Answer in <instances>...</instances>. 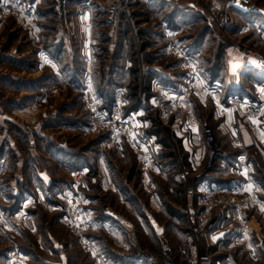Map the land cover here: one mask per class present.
I'll use <instances>...</instances> for the list:
<instances>
[{
    "label": "rangeland",
    "instance_id": "374dc122",
    "mask_svg": "<svg viewBox=\"0 0 264 264\" xmlns=\"http://www.w3.org/2000/svg\"><path fill=\"white\" fill-rule=\"evenodd\" d=\"M53 1L0 0V140L1 134L5 133V126H7L6 133L14 138L19 135V142L22 143L21 147L27 154H30L31 151L26 150L27 144H25L24 140V143L21 140L23 136H21L19 131L20 124L16 123V121L22 120L24 126L26 125V127H23V130L26 131L25 134L30 135L31 131L37 130L41 135L45 136L43 138L51 139V144L54 146H66L75 152L100 151L109 153L108 157L105 158V162L107 163V168L115 174V178L113 177L112 180H117L121 187L125 184L126 187H123L125 189V198L128 197L130 200L135 201L136 206L139 208L137 216L124 213L126 222L129 221L130 226L134 227L133 230L137 233L134 251L141 247L162 258L163 247L165 243H168L173 249L178 262L187 264V240L193 232V224L183 210L187 208L190 201H193L194 204L197 201L196 197L191 199L187 195V190L192 184H195L200 172L213 174V178L209 183H214L213 181L216 180L218 186L225 187L226 181L221 177L224 174L221 166L222 162L220 163L226 147L222 134L216 131L212 121L205 117L201 123L203 141L197 145L201 153L190 158L176 133H171L172 131L169 128L174 121L173 116L176 112L165 111L167 113L166 120L162 121L165 125L158 119L156 120V116L153 117L155 119L152 118V125L154 124L161 130V133L157 134L156 143L163 158L168 161L159 172H147L151 177V181L146 186L142 177L144 171L137 163L132 153L133 151L126 142H113L106 132L93 133L88 131L87 126L91 120L90 111L96 106L86 109V103L88 104V101L92 100L91 95H86L87 98L82 95L81 87L84 86L82 79L77 78L71 81L67 78L59 77L49 65L43 64L44 62L39 55H44L43 51L48 49V43L53 38L63 39L61 48H65L63 47L64 42L66 41L69 44V41H72L70 39L75 34L79 35L77 31L75 33V30L85 23L80 20V16L85 11H90V23L93 24L90 33H92V38L94 39L92 54L93 59H95V69L93 70L97 72L92 81L94 83H106L107 78L105 76L108 72H106V68L111 62L113 53L111 49L116 46L119 40L126 39L128 37L127 33L131 31L133 32L132 38L134 37V39L136 38L140 41V35H142L139 32L141 28L138 27L140 24L147 21L148 24L142 26L150 27L152 26V21H160L164 17H168L165 13L167 9L169 12L170 10H178L180 6L189 2L195 4L196 8L200 10V14L192 22V25H184L183 29L178 31L177 36L172 38L191 41L196 40L197 37L205 36L208 39L234 45L249 58L251 57L246 54L245 46L264 55V46L257 45L260 40L255 29L248 24L252 21L245 20L243 15V13L252 12L254 8L257 9L260 6H264V0H246L248 4L252 5L250 10L230 6L229 2L231 0H181L176 7L167 5L168 7L165 11L163 7V13L162 11H156L158 13H155L153 10L150 11L149 8L147 10L150 12H148V15L143 16L144 18L135 22H126L122 34V28H120L117 41L110 34L111 30L108 23L98 14V0H67L65 4L66 12L63 16H59L54 11ZM236 4V6L243 7V3L240 0H237ZM155 26H158L159 29L163 28L159 22ZM172 38L170 39L172 40ZM162 40L168 41L166 39ZM60 52L61 50L58 53L55 52V54L58 56ZM66 54L68 55V53ZM71 58L73 57L69 55L66 60L72 63ZM63 60H61V63L65 61ZM20 61L24 65L17 64ZM137 62L140 63V61ZM173 62L178 63L180 66L179 71H181V62L173 56L164 58L161 65L166 64L168 66ZM80 63H77V67H79ZM83 64L81 63V66ZM69 67V65L63 66L62 71H68ZM207 67V59L198 58L199 80L195 88L187 93L190 99L191 94L196 98L197 92L195 91L197 89L200 91L199 89L202 86L201 77L209 71ZM141 68L144 69V63L141 64ZM193 101V106L195 107L196 100L194 99ZM206 111V109L196 105L195 113L198 116L203 115ZM149 116L152 117L154 115L149 113L147 118H150ZM57 117L64 119L63 121L72 120L73 125L70 127L47 125ZM33 118H36L33 121L34 123L32 122ZM143 119L144 117H142ZM77 123L80 125H77ZM33 124L34 126L36 124V127H32ZM209 132L213 135L215 143L220 147L221 153L217 156L215 165L207 168L209 150L211 149L209 138L206 135ZM38 141V146L43 155L47 146L44 144L43 139ZM16 159V157H11V163H15ZM46 160L48 159H45L44 165L48 163ZM14 168L16 166L12 164L11 169ZM259 168H262V166L260 165ZM54 171L58 172V170ZM11 174L10 171L6 178L3 179L9 181L12 179ZM235 174L237 173L235 172ZM252 175L253 178L246 176L244 178L247 179H241L240 177L239 179H234L236 181L235 184L239 183L235 186L241 188V193L249 194L253 202L245 218V225L249 226V228L246 231L239 228L243 234H246V240L238 241L237 245H232L228 242L222 246V252L219 254L217 261L215 257V264H224L220 257L225 255L230 259L232 258V261L235 260L234 264H264V212L256 209L258 206L255 192L256 184L254 174ZM262 176L264 183V166ZM72 179L76 193H73L71 202L64 203L65 205L60 210H50L45 202L42 205L32 206L30 211L34 217L30 220L22 216L11 219L16 211L19 210V203L17 197L8 196L11 191L8 192L0 186V203L3 204V209L9 210L12 214L9 220L0 225V250L2 252L7 251L6 264H25L28 261L22 251V246L33 247L35 249L33 250V257L35 258H57L54 253L50 252L53 242L49 239V235L53 236L54 239H61L63 242L65 239V243L68 246H72L70 251L73 253L71 264H92V258H94L92 252L95 245L92 234L98 229L94 225V220L91 219L93 226L86 232L91 238L90 248L86 249L80 243L78 234L70 228L64 219L68 208H76L83 217L90 218L88 213L84 211L85 207H83L85 206L83 202L84 193L80 190V186L75 184V175H72ZM128 182H130L129 186ZM249 185H251V191L248 190ZM144 187L148 189L144 190ZM84 192L89 195L95 194L94 198H96V201L91 199L88 204L92 205L93 202H97L96 205L105 212H113V207L118 204V198L109 190H103L98 181L89 180ZM151 199L159 203L160 211H157L150 204ZM60 200L64 202L62 198ZM171 202L179 207L177 216H173L170 213ZM8 204H12V206L8 207ZM141 206H145V210ZM117 208H120V206ZM58 211L63 213L59 220L58 216H56ZM146 214L150 215V219ZM77 223L79 222L76 221L75 224ZM152 224L155 227H152ZM163 226L166 229L165 236L155 241L152 234L156 232V229L159 231ZM149 232L151 234H146ZM248 240H251L252 249L250 248L251 244L245 243ZM14 257L18 261L14 260ZM137 257V260L147 264L141 257Z\"/></svg>",
    "mask_w": 264,
    "mask_h": 264
},
{
    "label": "crops",
    "instance_id": "0c3cea01",
    "mask_svg": "<svg viewBox=\"0 0 264 264\" xmlns=\"http://www.w3.org/2000/svg\"><path fill=\"white\" fill-rule=\"evenodd\" d=\"M167 7L166 4L158 0H147L135 7L134 17L126 22L140 20L144 18L143 16L148 15L151 10L155 13L159 11L163 13ZM90 13V11H85L80 16V20L85 23L80 26L78 24L79 28L75 30V33L77 31L79 35L75 34L70 39L72 41H69V44L65 41L63 44L65 48H61L63 39L60 38H53L48 43V51L45 50L43 51L44 55H39L44 62L43 64L49 65L59 77L71 81L77 78L82 79V83L84 82V86L81 87L82 95L84 98L91 95L92 100L88 101V104L86 103V109L92 108V106L109 109L120 107L124 116L137 118L138 124L143 126L145 131L153 134L155 138L157 134L153 133V130L157 126L152 125V118L156 116L157 120L160 111L176 112L173 116L174 121L169 128L171 133H176L190 158L201 153L199 146H197L203 141L201 123L205 117L210 119L216 131L222 134L226 145L222 159H220L224 172L221 177L226 181L225 187H234L239 184L238 182L235 184L234 179H239V177L247 179L244 178L246 176L253 178L252 174H254L258 203L256 209L264 212V183L262 180L264 166V92L259 90L264 88V75L255 72L254 60L246 57L234 45L208 39L205 36L197 37L196 40L191 41L172 38L177 36L178 31L183 29L184 25H192V22L200 14V10L196 8L195 4L189 2L180 6L178 10H170L169 12L167 9L165 13L168 17H164L160 21H152L150 27L142 26L148 24L147 21L140 24L138 26L141 28L140 34L142 33L140 41L132 38L133 32L129 31L128 37L119 40L116 44L117 47L113 46L111 49L113 53L111 62L106 68V72L108 71L105 76L107 78L106 83H94L92 78L97 72L93 70L95 69V59H93L92 54L94 39L90 33L93 26L90 23ZM243 15L245 20L252 21L248 24L257 33L260 40L257 45L264 46V6L254 8L252 12L243 13ZM126 22L121 25V34ZM158 22L163 27L162 29L155 26ZM172 44H180L187 51L195 53L199 59L205 58L208 61L207 68L209 71L201 77L202 86L200 91L198 89L195 91L197 92L196 98L192 96L193 94H191L190 99L187 94L178 92L184 85V80L177 62L168 66L166 64L161 65L164 58L171 57L167 53V48ZM59 50L61 52L57 56L55 52L58 53ZM73 50L74 52H72ZM69 55L73 57L71 58L72 63L66 60ZM61 60L64 62L61 63ZM137 61L144 63V69L141 68L142 63ZM78 62L84 63L83 66L80 63L77 67ZM17 64L22 65L23 63L20 61ZM62 65H69V70L62 71ZM194 99L196 100L195 104L206 109L207 113L205 112L201 116L195 113ZM149 113H153L154 116L147 118ZM142 117H144L143 120ZM34 119L36 118H33L32 122ZM63 120L57 117L47 125L53 127L56 125H63L64 127L73 125L72 120ZM19 121L16 123L20 124L19 131L23 136L21 140L27 144L26 150H30V154H27L21 147L19 135L14 138L6 133L7 126H5V133L1 134L0 140V186L8 192L11 191L8 196L17 197L19 203V210L11 219L20 216L29 220L33 219L34 216L30 208L35 205H42L43 202L48 205L50 210H60L68 201L71 202L73 193H76L72 175L79 171L81 174H85L84 181L79 185L80 190L84 193V197L82 196L85 204L83 206L85 207L84 211L88 213L90 219L94 220V225L98 227L97 231L92 234L95 243L92 252L94 257L92 264H144L137 260L138 255L134 251L137 233L133 230L134 227L130 226V222H126L124 218L125 212L137 216L139 208L135 201L128 197L125 198V189L123 188L126 187L125 184L121 187L117 180H112L113 177L115 178V174L107 168L105 162L109 153L100 151L75 152L66 146H54L51 144V139L43 138L45 136L37 130L31 131L30 135L25 134L26 131L23 130V127L26 125L24 126L23 121ZM77 125L80 124L77 123ZM32 127H36V124L35 126L33 124ZM24 137L26 138L23 139ZM39 139H43L47 146L43 155L38 146ZM53 143L55 144V142ZM11 157L17 158L15 163H11ZM45 159H48L46 160L47 165H44ZM12 164H15L16 168L11 169ZM50 164L52 167L49 166ZM260 165L262 168H259ZM245 169L247 175H245ZM54 170H58V172ZM10 171L12 179L5 181L4 179ZM142 177L143 183L147 186V183L151 181L150 175L144 172ZM218 177L220 178V176ZM89 180L100 182L103 190H109L118 198V204L113 207L115 212H105L96 205L97 202L92 201V205L88 204L91 199L96 201L95 194L90 193L92 195H89L84 192ZM213 182L217 184L216 180ZM129 185L130 182H128ZM146 189L148 188L144 187V190ZM150 204L157 211H160L159 203L156 200L151 199ZM170 205H172V208H169L171 215L177 216L179 207L173 202ZM2 206L3 204L0 203L1 208H3ZM11 206L12 204H8V207ZM118 206L120 208H117ZM141 207L145 210V206ZM62 215V212H57L58 220ZM148 217L150 219V215ZM151 226L155 227L153 224ZM165 234L166 229L163 226L159 231L156 229L152 237L158 241ZM49 236L53 242L50 252L54 253L57 258H35L33 257V250H35L33 247L22 246V251L28 259L25 264H71L73 253L70 251L72 246H68L65 239L63 242L61 239L57 240L53 236ZM215 237L213 253L216 261L222 252V246L228 242L237 245L238 241L246 240V234H243L239 228H230ZM245 243L250 245L251 240ZM250 248H253L252 244ZM6 257L7 251L2 252L0 250V264H6ZM220 258L224 264L235 263V260L232 261V258L230 259L226 255Z\"/></svg>",
    "mask_w": 264,
    "mask_h": 264
},
{
    "label": "built area",
    "instance_id": "2783aa9c",
    "mask_svg": "<svg viewBox=\"0 0 264 264\" xmlns=\"http://www.w3.org/2000/svg\"><path fill=\"white\" fill-rule=\"evenodd\" d=\"M67 0H54L53 9L59 16L65 15ZM147 0H98V14L110 26V34L117 41L121 25L134 17L135 7ZM164 4L176 7L181 0H158ZM237 0H231L229 5L237 7ZM243 3V9L250 10L252 5L246 0H240ZM246 54L254 62V70L259 75H264V55L248 46L244 48ZM167 53L181 62V72L183 74V86L180 94H187L198 83L199 69L198 57L195 53L187 51L180 44L168 46ZM193 65L195 66L193 68ZM91 120L87 129L89 132H106L113 141L126 142L135 154V158L142 171L159 172L167 163L163 158L156 138L153 134L144 130L143 126L138 124V119L133 116H124L120 107L112 109L99 107L92 108L90 111ZM167 113L160 111L158 120L164 122ZM119 117V119H117ZM162 122V123H163ZM135 134V135H133ZM209 138V162L207 168L215 165L217 156L221 153L220 147L215 143L213 135L206 134ZM112 145V144H110ZM85 174L75 173V184L80 185L83 182ZM202 177V179L200 178ZM213 174L200 172L195 184H192L187 190V195L194 199L196 203L190 201L184 212L193 224V232L187 240L188 244V262L187 264H215V254L213 253V237L229 230L230 228H240L246 230L249 228L246 224V216L252 206V198L248 194L241 193L239 186L220 187L215 183H209ZM200 179V180H199ZM9 210L0 207V225L11 218ZM67 224L78 234L80 243L89 249L91 238L87 231L92 228L90 218L82 216L76 208H68L64 217ZM78 221L79 223L75 224ZM75 228V229H74ZM136 254L148 264H182L179 263L174 255L173 249L168 243L163 247V257L159 258L149 250L138 247ZM16 261L18 259L14 257Z\"/></svg>",
    "mask_w": 264,
    "mask_h": 264
},
{
    "label": "snow or ice",
    "instance_id": "6c2138e0",
    "mask_svg": "<svg viewBox=\"0 0 264 264\" xmlns=\"http://www.w3.org/2000/svg\"><path fill=\"white\" fill-rule=\"evenodd\" d=\"M171 35V34H170ZM253 62H255V61H253ZM195 66L193 65V68H194ZM233 71H235V68H233ZM261 92H264V88H260L259 89ZM154 103H155V101H153ZM117 119H119V117L117 118ZM251 119V118H250ZM254 122H257V121H254ZM133 135H135V134H133ZM245 175H247V170L245 169ZM248 190L249 191H251V185H249L248 186ZM221 235H223V234H221ZM216 237H214V239H215ZM95 254V253H94Z\"/></svg>",
    "mask_w": 264,
    "mask_h": 264
},
{
    "label": "trees",
    "instance_id": "16d2710c",
    "mask_svg": "<svg viewBox=\"0 0 264 264\" xmlns=\"http://www.w3.org/2000/svg\"><path fill=\"white\" fill-rule=\"evenodd\" d=\"M156 127V126H155ZM167 131H169V129H167ZM153 133L159 134L161 133V130L159 128L156 127L155 130H153Z\"/></svg>",
    "mask_w": 264,
    "mask_h": 264
}]
</instances>
